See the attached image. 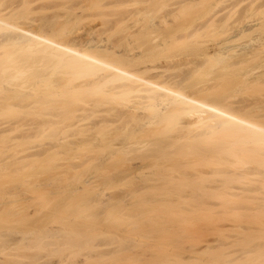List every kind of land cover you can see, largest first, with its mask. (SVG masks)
<instances>
[{
  "label": "bare ground",
  "instance_id": "bare-ground-1",
  "mask_svg": "<svg viewBox=\"0 0 264 264\" xmlns=\"http://www.w3.org/2000/svg\"><path fill=\"white\" fill-rule=\"evenodd\" d=\"M5 1L0 264H76L81 255L94 264L129 260L128 250L153 245L185 211L206 222L221 215L231 228H218V244L208 242L186 261L182 237H167L153 245L160 254L149 247L154 261L147 264H264V16L257 0H160L161 7L149 0L164 25L160 32L153 19L157 35H143V50L165 55L144 65L136 62L144 51L92 39L101 22L112 25L107 39L119 34L110 19L69 30L73 22L64 20L73 11L64 17L56 7L63 0H50L59 13L49 0ZM65 1L76 9L101 2L109 13L123 0ZM133 8L124 28L135 27ZM32 9L45 15L27 16ZM61 20L70 23L67 31ZM227 59L229 68L219 67ZM105 167L111 173L97 184ZM110 186L135 199H104ZM102 244L113 251L95 254Z\"/></svg>",
  "mask_w": 264,
  "mask_h": 264
},
{
  "label": "rangeland",
  "instance_id": "rangeland-1",
  "mask_svg": "<svg viewBox=\"0 0 264 264\" xmlns=\"http://www.w3.org/2000/svg\"><path fill=\"white\" fill-rule=\"evenodd\" d=\"M7 1H9L10 2V4L13 2V1H15V2H18V1H20V0H6L5 2H7ZM29 1V0H28ZM50 1V0H49ZM54 1V0H53ZM52 1V2H53ZM65 0H63V2H64ZM105 1V0H104ZM106 1H109V0H106ZM122 1V0H121ZM123 1H125V0H123ZM123 1H122V3H123ZM136 1V2H135ZM139 1V2H138ZM127 0L126 1V3L124 4V5H122V3L121 4H118L116 7V10L115 9H112L114 6H113V4H111L113 7H111V11L108 13L107 11H108V9H107V11H105V9L104 8H101V7H106L105 6V4L103 5V6H99L100 4H101V2H100V4L98 5V6H96L97 4L95 3H87L88 5H89V7H87L86 6V4H84V6H85V8L84 7H82V6H78L77 7V9L75 8V6H76V4H75V6L74 5H72V4H74V3H71V2H67V3H63L62 2V4H60V6L58 5L59 4V2H55L54 1V3H56L58 6H56L58 9H59V12H60V14H61V11L63 12H67L66 10H68L69 11V9L70 10H72L73 12H74V16L73 17H75L76 18V16H78V18H76V19H73V17H71L72 15H73V12H72V14H71V11H69L70 12V14H68V12L66 13V15L64 14V12H63V14H64V17H66V16H69V18L68 17H66L67 19L66 20H64V21H68V20H71L72 22H73V24L72 25H74V26H72V25H70V26H72V27H70L69 28V30L71 29V28H75L76 29V26L77 27H79V25H81V24H84V23H87V22H89V21H92L93 22V20H97V22H100V21H104V19L107 21V19H110L111 21H112V24H113V28H115L116 27V29L117 30H115V29H113V32H116V31H119V34L118 35H116L118 32H116V34L114 33L113 35V37L111 38V39H113L112 41H111V39L109 38V39H107L106 37H108V35L109 34H112V33H109L108 32V30H109V28L110 29H112L111 28V26L112 25H110V26H108V25H105L103 22H101L100 24L101 25H103V27H101V28H97V29H99V30H97L96 29V32L94 31L93 33H92V35H93V37H92V39L94 40V41H96V42H98V43H102L103 41H102V39H104V41L106 42L107 40H110V44H111V46H113L114 47V49L115 48H117V49H115V50H121V51H123V52H125V50H126V53H128V52H130V51H132L133 53H135V51L137 52V54H135V55H138V54H141V52H143L145 49V46L143 45V42H142V40L144 39V38H142L143 37V35H146V36H148L149 37V39H152V37L153 36H156L157 35V24L159 25L160 24V32L162 31V26L164 25V23L162 22V20L161 21H159V19H155V12H153V10H150V8H152L153 6H154V4H153V6H150V8H148L147 7V5H148V3H149V0ZM154 1H156V0H152V2H154ZM158 1H160V0H158ZM261 1V2H260ZM264 0H257V2L258 3H256L257 4V7H258V12H259V15L260 16H264ZM3 2H4V0H3ZM21 2V1H20ZM23 2V1H22ZM51 2V1H50ZM49 2V3H50ZM51 2V3H52ZM27 5H28V3H27V0H26V2H25ZM54 3H52L53 4V6H54ZM70 3H71V5H70ZM103 3V2H102ZM110 3V2H109ZM108 3V4H109ZM132 3H134V5L132 6ZM158 3V5L156 4V2H155V6L157 5V6H159L160 5V7H161V1H160V4H159V2H157ZM259 3H261L260 5H259ZM7 4V3H6ZM51 4V5H52ZM64 4V6H61V5H63ZM69 4V5H68ZM130 4H131V6L132 7H134L133 9H134V11L137 9L138 10V12L139 13H137V17H136V19H134L133 20V22L135 23H131V25L132 24H134L135 25V27L134 28H132V27H130V28H128L129 26H128V22H132V17L134 18V16H131L132 15V13H131V11H132V7L130 6ZM262 4H263V6H262ZM33 5H34V3H33ZM35 5H37V3L35 4ZM34 5V6H35ZM68 5V6H67ZM121 5L122 6H124V7H122L121 8ZM149 5H151V0H150V3H149ZM259 5V6H258ZM33 6V7H34ZM52 6V7H53ZM54 6V9L56 8ZM146 6V7H145ZM154 6V7H155ZM32 7V8H33ZM60 7V8H59ZM86 7L88 8V9H86ZM108 7V6H107ZM110 7V6H109ZM119 7V8H118ZM154 7H153V9H154ZM260 7V8H259ZM27 8V7H26ZM73 8H75L76 9V11H74V9ZM115 8V7H114ZM146 10H145V9ZM159 8V7H158ZM52 9V8H51ZM52 9L54 12L56 11L57 13H59L58 11H57V9ZM131 9V11H129ZM156 9V8H155ZM154 9V10H155ZM261 9V10H260ZM28 10H29V8H28ZM48 10V9H47ZM47 10H44V11H46L47 13H48V11ZM115 10V11H114ZM139 10H141V11H139ZM143 10V11H142ZM145 10V11H144ZM32 12H30V14H28V12H27V16H29L30 17V15L32 14L33 15V17L35 16V15H39V14H37L38 13V11H35V9L33 10H31ZM40 11V10H39ZM129 11V12H128ZM224 11H226V10H224ZM45 12V13H46ZM50 12V11H49ZM77 12H79L78 14H76ZM135 12H137V11H135ZM41 13H42V15L44 14V12L41 10ZM47 13H46V15H47ZM106 13V14H105ZM107 13H108V15H107ZM141 13V14H140ZM262 13V14H261ZM49 14H52V12L51 13H49ZM48 14V15H49ZM55 14V13H54ZM59 14V15H60ZM68 14V15H67ZM76 14V15H75ZM111 14H115V15H111ZM41 15V14H40ZM41 15V16H42ZM45 15V14H44ZM43 15V16H44ZM56 15H58V14H56ZM139 15H140V18H139ZM154 15V16H153ZM54 17H55V15H53ZM60 16H62L63 17V15H60ZM59 16V17H60ZM36 17V16H35ZM62 17H60V18H62ZM37 18H39V17H37ZM58 18V17H57ZM70 18H72V19H70ZM59 19V18H58ZM65 19V18H64ZM153 19L155 20V21H159V22H157V24H156V26L154 27V26H150V25H153L152 24V22H153ZM62 20H63V18H62ZM61 20V21H62ZM99 20V21H98ZM110 20H108L107 21V24H108V22H109V24H111V22H110ZM127 20H128V22H127ZM129 20H131V21H129ZM59 21H60V19H59ZM63 22V21H62ZM60 22L59 23V25H61V24H64L65 25V22ZM70 22V21H69ZM56 23H58V21L56 22ZM67 24H70V23H67ZM67 24L64 26L63 25V28H65V29H63L64 31L66 30V29H68L67 27H69V25L67 26ZM125 24L128 26L127 28H124V27H126L125 26ZM108 26V27H105V26ZM57 27H59V26H57ZM100 27V26H99ZM123 27V28H122ZM73 28V29H74ZM60 29H62V28H60ZM72 29V30H73ZM74 29V30H75ZM106 29H108V30H106ZM67 31V30H66ZM110 31V30H109ZM158 31V32H159ZM111 32H112V30H111ZM261 35H259L260 37H263V35H264V33H260ZM263 34V35H262ZM115 35H116V37H115ZM109 37H110V35H109ZM251 37L252 36H248L247 38L248 39H251ZM106 39V40H105ZM100 40V41H99ZM145 40V39H144ZM104 43V42H103ZM107 43V42H106ZM109 44V43H108ZM124 44V46H120V45H123ZM126 45V46H125ZM112 47V48H113ZM127 49H126V48ZM130 48H133V49H131L130 50ZM123 49V50H122ZM125 49V50H124ZM144 49V50H143ZM147 49V48H146ZM127 50H128V52H127ZM131 52V53H132ZM144 52H146L147 53V55H142ZM139 57H138V60H136V62L138 63V64H140L141 63V65L143 64H152V63H154V61H156V59L157 58H160V59H163L164 58V53L161 51V52H159L158 54H157V51H153V52H150V51H144ZM145 53V54H146ZM156 55H158V56H156ZM262 55H264V54H262ZM136 57V58H137ZM257 60H259V59H257ZM232 60L231 59H227V60H225V63L223 62V60L222 61H220L219 62V67H221V66H228L229 65V63L231 62ZM140 62V63H139ZM215 62V61H214ZM221 63V64H220ZM222 63H224L223 65H222ZM226 64V65H225ZM218 66V65H217ZM223 68V67H222ZM227 68H229V66L227 67ZM226 67H225V69H227ZM260 88V87H259ZM259 88H257L256 87V90L257 91H259L260 89ZM259 89V90H258ZM260 92V91H259ZM262 92V91H261ZM115 109H117V110H119V111H122V110H125V108L123 107V106H118V107H116ZM128 116L129 117H132V116H135V115H133V114H131V113H128ZM110 169H111V167L109 168V167H105V168H102V169H97V177H95L96 179V181L95 182H97V184L99 183H102L101 181H102V172H104L105 174H107V173H109L110 172ZM113 170V169H112ZM111 170V171H112ZM111 173V172H110ZM106 176V175H105ZM108 176V175H107ZM96 184V183H95ZM97 184H96V186H97ZM102 185V184H101ZM101 185H98V188L100 187L101 189H102V187H101ZM118 184H116L114 187L116 188V187H119V186H117ZM124 186V185H123ZM123 186H121V189H122V191H124V188H122ZM141 186H145V185H143V184H141ZM108 187V186H107ZM111 187V186H110ZM114 187L110 190V188H108V192H109V194H107V192H105L106 190H105V188L106 187H103L104 188V192H105V195L103 196L104 197V199L106 198V197H112V199H113V197H114V200L116 199V201H117V198L118 197H120V196H118L117 198L115 197V196H117L118 194H121V196H123V197H127L126 195H122V191L120 192V188H118L116 191H115V189H114ZM126 187V186H125ZM120 189V190H119ZM127 189V188H126ZM125 189V190H126ZM114 190V191H113ZM120 193H119V192ZM103 192V191H102ZM104 192H103V194H104ZM117 194V195H115V194ZM111 194V195H110ZM130 196H132V197H130ZM129 196V198L128 199H126L127 201L128 200H132V199H130V198H134L133 196L134 195H130ZM102 197V198H103ZM136 197V199H137V196H135ZM122 198V197H121ZM121 198H119V199H121ZM139 198V197H138ZM108 199V198H107ZM111 199V200H112ZM118 199V200H119ZM135 199V198H134ZM108 200H110V198L108 199ZM114 200H112V201H114ZM109 202H111V201H109ZM118 202V201H117ZM29 203V202H28ZM27 203V204H28ZM31 203V202H30ZM29 203V205H31ZM33 204V203H32ZM186 212H188V211H185V212H183V213H186ZM180 214V213H178L179 215H177V214H174L172 217H178V218H183L182 220L180 219L179 221L177 220V221H175L174 222V224L176 225L175 227L173 226L174 224L172 223L171 225L172 226H170V230L171 231H165V232H160V233H158L157 235L159 236V234L161 235L162 233V235H161V237L159 236V238L156 236V234H155V237H154V239H150V241L149 242H151V243H153V245H157L158 243H161V242H165V241H167L166 239H167V237H168V241H169V239H170V237H171V239H172V237L173 236H180V237H182V244H184L185 246H186V248H185V250H184V252L182 251V256L185 258L184 259V261H186V257H189V256H191V254H195V252L196 253H200L202 250H205V248L204 247H206V245L205 244H208V242H210V241H213V239H214V237L216 238V237H218V235L220 234V233H218V230L220 229V230H226V229H229V228H231V227H228V225H229V223L227 222V218L225 219L223 216H221L220 215V217L218 218L217 216H214V218H211L210 220H207V222H206V220H204L203 221V219L201 218V220H200V218L198 219V220H195V219H193L192 218V214L191 213H186V214ZM33 216H35V215H33ZM194 216V215H193ZM39 217H41V214L39 215ZM201 217V216H200ZM195 218V217H194ZM216 218H217V220H216ZM215 219V220H214ZM219 219H221V220H219ZM225 219V220H224ZM200 220V221H199ZM205 222V223H204ZM211 222V223H210ZM221 222V223H220ZM228 223V225H227V223ZM202 225V227L200 226V224ZM219 223L221 224V225H219ZM197 224V225H196ZM199 227V228H196V227ZM205 226H207V227H205ZM172 227H174V228H172ZM224 227V228H223ZM172 228V229H171ZM195 228V229H194ZM219 228V229H218ZM213 229V230H212ZM200 230V231H199ZM216 231V232H215ZM213 234V235H212ZM217 234V235H216ZM232 235H233V233H231ZM230 234V235H231ZM174 238V237H173ZM164 239H165V241H164ZM209 239V240H208ZM211 239V240H210ZM163 240V241H162ZM214 240H216L217 242H218V240L217 239H214ZM158 242V243H157ZM207 242V243H206ZM215 243V241H213V245L215 244H218V243ZM145 244H140L139 246H137V247H133V248H131L130 250H128L127 252H126V255H128L129 254V256H132L131 258L132 259H125V258H121V257H119V261L120 262H117L118 260L116 259V258H114V260L117 262H115V261H113V260H108V262L109 261H113V262H115V263H113V262H109V264H130V262H132L131 264H147L148 263V261L150 262V261H154V259H153V257H152V255H151V252H152V250L149 248V247H151L152 249L153 248H155V250L157 251V253H161L160 252V250L161 249H158L156 246H153V245H151V246H149V243H148V246H147V243L146 242H144ZM155 243V244H154ZM211 243V242H210ZM188 244H191V248H187V245ZM208 246V245H207ZM148 247V248H147ZM113 249H114V246H112V245H106V244H102V245H100L98 248H97V250L94 252L95 254H97V255H99V254H110V252L111 251H113ZM151 251H150V250ZM176 249V248H175ZM173 249L172 250V252H175V251H177L178 249ZM154 250V251H155ZM171 252V253H172ZM193 252V253H192ZM169 253V252H168ZM170 253V254H171ZM125 255V256H126ZM204 255V254H203ZM202 254L200 255V256H203ZM124 257V256H123ZM205 257V256H204ZM82 258H84V259H82ZM121 258V259H120ZM130 258V257H129ZM83 261H82V260ZM189 259H191V258H188V260L187 261H189ZM204 259V258H203ZM205 259H206V261H205ZM205 259H204V261L205 262H207V258L205 257ZM76 261H77V263L76 264H82L83 262H85L84 264H87V263H90V262H88V261H84V260H86L85 259V257L84 256H78V258L76 257V259H75ZM106 260V262H107V259H105ZM103 262H105L104 260H102ZM130 261V262H129ZM135 261V262H134ZM203 261V260H202ZM1 262V261H0ZM53 263V264H55V263H57L58 262V264H64V261L62 262V261H50L49 262V264L50 263ZM95 262H97V261H95ZM94 262V263H95ZM105 262V263H106ZM208 262H209V260H208ZM5 263V261H2V264H4ZM66 263V262H65ZM92 263H93V261H92ZM92 263H90V264H92ZM93 263V264H94ZM210 263H211V261H210ZM210 263H208V264H210ZM213 263V262H212ZM104 264V263H103ZM207 264V263H206Z\"/></svg>",
  "mask_w": 264,
  "mask_h": 264
}]
</instances>
